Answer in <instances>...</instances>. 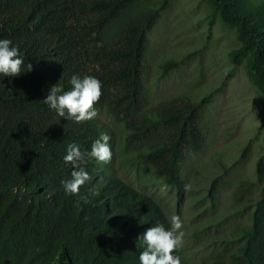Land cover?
Listing matches in <instances>:
<instances>
[{
    "label": "trees",
    "instance_id": "trees-1",
    "mask_svg": "<svg viewBox=\"0 0 264 264\" xmlns=\"http://www.w3.org/2000/svg\"><path fill=\"white\" fill-rule=\"evenodd\" d=\"M201 1L208 23L218 20L232 30L237 44L226 52L228 70L241 63L258 91L264 126V0ZM170 2L0 0V39H9L24 61L19 76L0 74V264H139L138 238L157 224L170 227L159 199L112 165L117 144L119 163L160 179L179 199L186 185L180 165L204 146L203 110L211 92L148 100V31ZM186 57L159 62L161 76ZM73 75L102 85L97 116L79 124L44 103L53 85L61 94L71 90ZM113 124L123 128L117 140ZM101 133L110 137L111 160L80 165L91 179L79 195L66 194L62 181L77 170L64 162L67 146L88 153ZM254 168L255 180L239 183V190L257 188L247 198L246 222L201 264H264V152ZM219 178L209 181L212 198ZM85 195L90 203L80 199ZM173 255L189 264L181 249Z\"/></svg>",
    "mask_w": 264,
    "mask_h": 264
},
{
    "label": "rangeland",
    "instance_id": "rangeland-1",
    "mask_svg": "<svg viewBox=\"0 0 264 264\" xmlns=\"http://www.w3.org/2000/svg\"><path fill=\"white\" fill-rule=\"evenodd\" d=\"M148 36L144 80L150 102L173 94L199 98L211 92L203 110L204 146L189 152L180 165L190 190L184 188L179 199L174 188L160 179L119 163L121 149L117 144L112 165L114 173L150 190L169 220L173 215L180 217L184 233L181 254L189 264H201L204 257L221 248L225 237L235 235L237 227L246 222L250 211L247 198L257 192V188L239 190V183L255 180L254 162L264 152L259 94L241 63L228 70L232 62L226 52L237 44L236 39L232 30L218 20L208 23L201 0H171ZM185 54L186 59L177 68L161 76L159 62ZM101 117L110 121L104 114ZM112 126L117 140L123 128L120 124ZM245 143L246 151L242 149ZM216 175L220 178L212 198L208 186Z\"/></svg>",
    "mask_w": 264,
    "mask_h": 264
},
{
    "label": "clouds",
    "instance_id": "clouds-1",
    "mask_svg": "<svg viewBox=\"0 0 264 264\" xmlns=\"http://www.w3.org/2000/svg\"><path fill=\"white\" fill-rule=\"evenodd\" d=\"M9 39H0V74L3 77H17L21 72L24 61L17 47H11ZM32 66L28 65V70ZM71 90L64 91L57 85L50 88L49 94L44 98V103L50 109H54L59 117H66L75 123L92 120L97 116L94 105L102 95L101 82L93 76L73 75L69 80ZM110 137L101 133L91 145V151L83 153L75 144L67 146V154L64 162L75 166L71 172V179L62 181L66 194L79 195L81 187L91 179L88 172L80 165L86 164L88 160L95 158L98 163H108L112 152L109 146ZM185 190H190V185H185ZM83 203H90L87 195L80 198ZM80 201H77L79 205ZM170 227L165 228L161 224L149 227L141 237L138 238L137 247L143 250L139 253V264H181V258L173 255L182 248L184 233L181 231L183 224L179 216L170 218Z\"/></svg>",
    "mask_w": 264,
    "mask_h": 264
}]
</instances>
